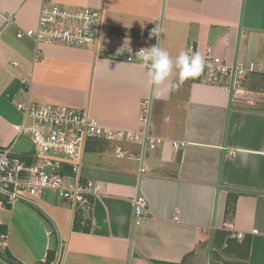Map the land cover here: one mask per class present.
Instances as JSON below:
<instances>
[{
	"label": "crops",
	"instance_id": "crops-1",
	"mask_svg": "<svg viewBox=\"0 0 264 264\" xmlns=\"http://www.w3.org/2000/svg\"><path fill=\"white\" fill-rule=\"evenodd\" d=\"M54 1L102 12L100 49L18 38L37 26L42 0H0V146L20 139L16 105L28 101L88 109L100 125L132 131L149 102L151 133L163 143L127 165L110 161L113 146L87 145L84 163L95 152L105 164L84 165L98 189L91 227L53 192L13 206L0 201V251L20 264L45 263L48 251L55 264H264V0ZM156 26L173 59L190 49L254 66L245 94L195 77L154 98L147 70L127 56L158 43L148 34ZM170 81H178L175 70ZM124 148L140 154L139 146ZM140 195L147 216L135 224ZM37 229L44 242L31 240Z\"/></svg>",
	"mask_w": 264,
	"mask_h": 264
},
{
	"label": "built area",
	"instance_id": "built-area-1",
	"mask_svg": "<svg viewBox=\"0 0 264 264\" xmlns=\"http://www.w3.org/2000/svg\"><path fill=\"white\" fill-rule=\"evenodd\" d=\"M103 26L99 9L70 7L57 4L54 0H42L37 26L20 32L17 37L26 36L37 46L56 44L93 48L98 52ZM150 33L149 30V36ZM137 52L130 51L127 60L133 61ZM254 71V66L227 65L208 51L204 70L197 77L206 79L209 84L225 87L237 97L245 94L242 81ZM23 83L28 85L26 80ZM249 103L253 105V102ZM16 109L23 115V122L17 130L18 137L28 138L32 149L20 155L14 153L12 147L0 146V196L3 197L0 201L7 206L53 192L71 207L74 216L80 211L87 216L92 211L91 197L96 196L98 190L92 181L82 178L84 154L90 142L113 144L117 158L140 162L148 150L154 151L163 143L151 133L149 102L142 105L141 129L134 131L102 126L88 109L34 105L29 101L17 104ZM125 144L139 146L140 154L136 156L124 148ZM173 146L178 149L180 145L174 143ZM147 210L146 198L143 195L136 197L135 224L147 216ZM1 239L4 240L5 236Z\"/></svg>",
	"mask_w": 264,
	"mask_h": 264
},
{
	"label": "clouds",
	"instance_id": "clouds-1",
	"mask_svg": "<svg viewBox=\"0 0 264 264\" xmlns=\"http://www.w3.org/2000/svg\"><path fill=\"white\" fill-rule=\"evenodd\" d=\"M161 32L162 30L156 26L149 38H157L158 43L136 53V60L139 61L136 67L147 70V84L154 98H160L165 92L174 91L184 81L199 76L205 67L204 58L198 52L192 53L190 49L179 52L173 59L170 53L161 46V41H159ZM128 43L129 41L126 40L125 45L128 46ZM174 70L178 76L177 82L170 81Z\"/></svg>",
	"mask_w": 264,
	"mask_h": 264
},
{
	"label": "rangeland",
	"instance_id": "rangeland-1",
	"mask_svg": "<svg viewBox=\"0 0 264 264\" xmlns=\"http://www.w3.org/2000/svg\"><path fill=\"white\" fill-rule=\"evenodd\" d=\"M104 144H108V145H111V146H113V149H112V151H109V155L111 156V162H114V163H116L117 165H122V164H125V165H127V164H135V162H133L134 160H130V159H128V158H124V159H119V158H117L115 155H114V150H115V147H114V145L113 144H109V143H104ZM135 150H137V149H135ZM132 153H134V152H132ZM113 154V155H112ZM136 156H138L139 154L137 153V151H135V153H134ZM102 160V157H100L99 155H98V153H95V152H87L86 153V155H85V163H84V165H92V164H100V165H105L104 164V162H102L101 161ZM85 171H86V169H85V167H84V169H83V171H82V178L84 179V180H87V178H86V175H85ZM86 178V179H85ZM90 179H88V181H89ZM51 197L53 198V199H55V200H58L57 198H58V196L56 195V194H54V193H52L51 194ZM69 213H71V215L74 217V215H73V212H72V209L70 208L69 209ZM30 237H32V239L31 240H33V241H35L36 243H40V242H44L45 241V235H44V231L43 230H41V229H37V231H36V235H33V234H30ZM54 237V236H53ZM0 249L1 250H3L4 249V243H3V241H1L0 240ZM208 260H210V256H209V259ZM207 264V263H206Z\"/></svg>",
	"mask_w": 264,
	"mask_h": 264
},
{
	"label": "trees",
	"instance_id": "trees-1",
	"mask_svg": "<svg viewBox=\"0 0 264 264\" xmlns=\"http://www.w3.org/2000/svg\"><path fill=\"white\" fill-rule=\"evenodd\" d=\"M2 199H3V197L0 196V200H2ZM77 216L79 218H81V220L86 221L88 223V225L91 227V211L89 212L88 217L85 216V212H83V211H80L79 213H77ZM90 227L86 230L90 231ZM1 231L4 232V229L2 230L0 228V232ZM4 253H5L4 254L5 258H3V260L6 264H20L19 261L10 253V251L5 250ZM55 261H56L55 252L54 251H48L45 263H41V264H55ZM56 264H59V262Z\"/></svg>",
	"mask_w": 264,
	"mask_h": 264
},
{
	"label": "water",
	"instance_id": "water-1",
	"mask_svg": "<svg viewBox=\"0 0 264 264\" xmlns=\"http://www.w3.org/2000/svg\"><path fill=\"white\" fill-rule=\"evenodd\" d=\"M32 149L31 141L26 137H21L13 147V151L16 154H26ZM0 257L5 258V255L0 251Z\"/></svg>",
	"mask_w": 264,
	"mask_h": 264
}]
</instances>
